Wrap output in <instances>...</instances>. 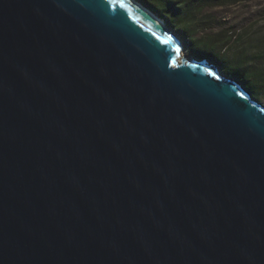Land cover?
I'll use <instances>...</instances> for the list:
<instances>
[{
  "label": "water",
  "instance_id": "95a60500",
  "mask_svg": "<svg viewBox=\"0 0 264 264\" xmlns=\"http://www.w3.org/2000/svg\"><path fill=\"white\" fill-rule=\"evenodd\" d=\"M180 50L129 0H0V264H264V104Z\"/></svg>",
  "mask_w": 264,
  "mask_h": 264
},
{
  "label": "rangeland",
  "instance_id": "374dc122",
  "mask_svg": "<svg viewBox=\"0 0 264 264\" xmlns=\"http://www.w3.org/2000/svg\"><path fill=\"white\" fill-rule=\"evenodd\" d=\"M214 13L217 23L214 22L204 33H216L220 29L228 28L234 34L232 41L216 49L214 54L200 48L192 51L185 46L184 42H187V39H183L172 29L175 36L182 42L180 53L186 54L188 57L194 55L197 58H208L218 66L221 72L239 79L251 95L264 104V94L256 91L246 79L245 73L241 71L242 65H245L242 57L249 58L259 55L263 57L264 61V0H242L234 4L216 7ZM252 63H259V59Z\"/></svg>",
  "mask_w": 264,
  "mask_h": 264
},
{
  "label": "trees",
  "instance_id": "16d2710c",
  "mask_svg": "<svg viewBox=\"0 0 264 264\" xmlns=\"http://www.w3.org/2000/svg\"><path fill=\"white\" fill-rule=\"evenodd\" d=\"M153 14L163 18L166 25L173 29L183 39H187L185 46L192 51L204 49L214 54L216 49L223 47L233 39V31L226 28L216 33L204 32L215 22L214 9L216 7L234 4L242 0H137ZM156 15V16H157ZM198 55V54H196ZM239 57L240 55L237 54ZM245 65L241 71L252 87L260 94H264V61L263 57L253 55L243 58ZM259 59V63H252ZM251 60L252 62H247ZM249 70V71H248Z\"/></svg>",
  "mask_w": 264,
  "mask_h": 264
},
{
  "label": "bare ground",
  "instance_id": "6f19581e",
  "mask_svg": "<svg viewBox=\"0 0 264 264\" xmlns=\"http://www.w3.org/2000/svg\"><path fill=\"white\" fill-rule=\"evenodd\" d=\"M133 5H135L136 7H138L147 17H149L150 19L156 21L158 24L160 25H166L165 21L163 18H159V16L157 14H153L151 9H147V7H145L143 4H141L139 1L137 0H129ZM157 15V16H156ZM167 26V25H166ZM168 27V26H167ZM170 29V32L175 35L172 31V29L170 27H168ZM180 42V48H181V45H182V42L179 40ZM195 59H203V60H206V61H210L211 63L215 64L214 62H212L211 60H209L208 58H197L195 57ZM216 65V64H215ZM216 68L218 69V66L216 65ZM219 70V69H218ZM220 73H222L220 70H219ZM240 81V80H239ZM242 83V82H241ZM243 84V83H242ZM243 86L245 87V85L243 84ZM245 89L247 90V88L245 87Z\"/></svg>",
  "mask_w": 264,
  "mask_h": 264
}]
</instances>
